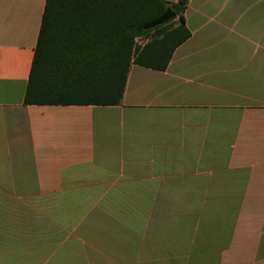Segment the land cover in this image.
I'll use <instances>...</instances> for the list:
<instances>
[{"label":"crops","instance_id":"obj_1","mask_svg":"<svg viewBox=\"0 0 264 264\" xmlns=\"http://www.w3.org/2000/svg\"><path fill=\"white\" fill-rule=\"evenodd\" d=\"M45 2L0 0V264H264V0H189L119 105L24 106Z\"/></svg>","mask_w":264,"mask_h":264},{"label":"trees","instance_id":"obj_2","mask_svg":"<svg viewBox=\"0 0 264 264\" xmlns=\"http://www.w3.org/2000/svg\"><path fill=\"white\" fill-rule=\"evenodd\" d=\"M188 2L46 0L23 105H119L131 64L164 71L190 37ZM168 7L174 20L144 29Z\"/></svg>","mask_w":264,"mask_h":264},{"label":"water","instance_id":"obj_3","mask_svg":"<svg viewBox=\"0 0 264 264\" xmlns=\"http://www.w3.org/2000/svg\"><path fill=\"white\" fill-rule=\"evenodd\" d=\"M176 18L175 14L173 11L168 7L166 10L158 16L156 19L152 20L150 23H148L144 29L145 30H152L156 27H159L161 25H164Z\"/></svg>","mask_w":264,"mask_h":264},{"label":"rangeland","instance_id":"obj_4","mask_svg":"<svg viewBox=\"0 0 264 264\" xmlns=\"http://www.w3.org/2000/svg\"><path fill=\"white\" fill-rule=\"evenodd\" d=\"M150 37L147 36V37H141V38H138L136 39V45L137 46H142V44L147 41Z\"/></svg>","mask_w":264,"mask_h":264}]
</instances>
